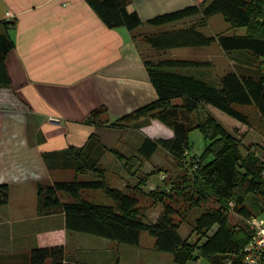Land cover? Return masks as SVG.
<instances>
[{
	"label": "crops",
	"instance_id": "crops-1",
	"mask_svg": "<svg viewBox=\"0 0 264 264\" xmlns=\"http://www.w3.org/2000/svg\"><path fill=\"white\" fill-rule=\"evenodd\" d=\"M204 1L131 0L128 9L137 11L141 24L130 30L109 27L87 0H0V36L8 34L13 41L5 69L0 70V184L10 190L9 202L0 205V264H30L32 249L51 245L64 246L66 261L120 262L115 240L68 229L64 212L40 215L37 186L72 180L79 174L99 178L77 173L72 164L71 147H84L92 135L99 139L94 145L101 154L98 167L109 186L142 189L157 181L151 175L150 182L140 185L142 172L128 165L134 160L164 165L162 156L174 161L160 145L149 158L140 151L145 138H172L173 130L148 116L124 128L110 123L158 98L147 60H192L191 48L177 54L182 47L154 48L143 36L188 27L184 22L198 14L163 25L150 20ZM7 12L13 14L10 19ZM202 28L203 34L212 36ZM162 52L169 57L161 56ZM209 60L205 66L211 65ZM96 111L100 113L95 122L88 121ZM92 190L87 193L95 199L104 195L101 201H92L105 203L104 190ZM61 198L70 199L67 194ZM156 209L153 221L162 205ZM181 235L192 240L190 232ZM70 240L76 244L71 250Z\"/></svg>",
	"mask_w": 264,
	"mask_h": 264
},
{
	"label": "trees",
	"instance_id": "trees-1",
	"mask_svg": "<svg viewBox=\"0 0 264 264\" xmlns=\"http://www.w3.org/2000/svg\"><path fill=\"white\" fill-rule=\"evenodd\" d=\"M103 21L112 28L126 26L130 30L141 24L137 11L128 9L131 0H87ZM222 14L232 27H245L244 34L207 36L199 27H188L147 34L143 40L154 48L207 46L214 42L226 51L248 49L264 61V0H205L150 20L163 25L200 14L206 25L211 16ZM13 47L8 34L0 36V70ZM205 62L187 59L147 60L149 74L158 98L110 123L113 127H128L148 116L157 119L174 132L172 138H145L140 151L149 158L160 145L186 165L185 174L177 177L169 189L155 188L146 193L140 187L119 189L109 186L104 171L98 167L100 152L95 148L98 138L91 136L81 148L71 147L73 167L77 173L99 172L97 179L57 180L37 186V210L40 215L64 212L67 228L120 242L138 245L142 231L155 238V247L171 252L174 261L187 264L208 257L211 264H246L243 250L251 238L248 220L264 212V160L255 149L243 154L237 138L215 117L196 116L203 103L251 125L249 114L236 105L254 106L264 122V72H226L216 85L196 73L169 70L170 67H200ZM6 75V71H5ZM94 112L88 121L99 115ZM104 121L102 123H106ZM199 129L207 140L204 151L192 156L189 134ZM102 149V146H100ZM118 155L117 150H113ZM190 155V158H188ZM190 166L195 167L194 170ZM85 173V172H84ZM85 189H102L112 203H98L83 197ZM61 194H67L62 200ZM10 199L7 184H0V205ZM150 199L149 206L143 204ZM162 205L158 218L146 220L147 210ZM239 220L232 222L230 213ZM190 224L198 235L196 240L183 237L180 227ZM63 245L36 247L29 255L30 264H86L66 261ZM118 264V263H116Z\"/></svg>",
	"mask_w": 264,
	"mask_h": 264
},
{
	"label": "rangeland",
	"instance_id": "rangeland-1",
	"mask_svg": "<svg viewBox=\"0 0 264 264\" xmlns=\"http://www.w3.org/2000/svg\"><path fill=\"white\" fill-rule=\"evenodd\" d=\"M201 15L198 14V17H194V19L189 22H184V26L196 25L199 28H202L205 33L208 35H217L220 33L223 34H244L246 33L245 27H232L230 22H228L222 14H216L210 18L206 25L201 24ZM178 29V28H177ZM176 51V53H180L184 50H191L188 53V56L192 58V60L205 62V60L211 59L209 66H200V67H170L167 68L169 70L181 71L185 73H196L206 78L207 80L215 83L216 85H220L221 77L229 71L236 72H245V71H253L254 73L257 71L258 73L264 72V61L262 58H258L251 54V50L248 49H235L226 51L224 50L219 43L214 42L211 45L207 46H190V47H182ZM182 50V51H181ZM168 51V50H167ZM161 56H167L168 52L160 53ZM208 63V62H207ZM236 108L246 112L250 116L251 125H247L242 123L241 121L235 119L229 114L219 110L216 107H213L210 104L203 103L195 113L196 116L205 118L207 115H212L219 122H221L239 141L240 148L243 154H247V150L249 148L255 149L259 152V156L264 160V122L261 118L259 111L254 106H246V105H236ZM189 140L191 143V151L189 152L192 156H199L205 149L207 140L204 137V134L199 129H193L189 134ZM190 155H188L190 158ZM162 156L161 153H158V158ZM164 165H152L146 163H139V161L134 160L131 162L128 167L131 170H139L142 173L140 174L141 180H139L140 185L145 186L146 184H142L143 182H150L152 176L156 178V180L161 184V186H170L177 177L185 174L186 165H182V163L177 160H171L169 158L163 157ZM154 161H158L157 157ZM145 168V169H144ZM191 169L194 170L195 167L190 166ZM145 170H152L148 173H144ZM164 171V172H163ZM87 177H93L98 174L93 170L84 171ZM153 173V174H152ZM152 175V176H151ZM164 178L162 179V176ZM86 177L83 174L78 175V179H85ZM139 178V176H138ZM157 181H152L149 186L142 187V190H145L146 193L150 192L151 189H155L159 184ZM134 183L138 182L135 178L133 180ZM158 188V187H157ZM162 188V187H159ZM94 191L92 189L83 190V197L87 199L94 200L92 197V193L88 194L87 192ZM97 196V195H96ZM103 194L97 196L95 201L103 198ZM98 201V202H99ZM105 203H112L113 201L106 197L104 199ZM151 203L150 199H145L143 204L149 206ZM155 209V210H154ZM158 212L156 206L150 207L147 210L146 219L149 222H152V219H155V216ZM230 218L232 222H236L239 220V217L235 215L234 212L230 213ZM180 232L187 236L189 232L191 233L192 240H196L198 235L192 231L191 225L184 223ZM116 245L114 246L117 251L118 264H179L174 261L173 255L171 252L160 251L155 247V238L146 230L142 231L141 241L138 245L128 244L124 242H120L115 240ZM73 245V246H72ZM75 243L69 242V250L75 247ZM72 246V247H71ZM73 258V255H72ZM187 264H211L208 257H200L196 261H190Z\"/></svg>",
	"mask_w": 264,
	"mask_h": 264
},
{
	"label": "built area",
	"instance_id": "built-area-1",
	"mask_svg": "<svg viewBox=\"0 0 264 264\" xmlns=\"http://www.w3.org/2000/svg\"><path fill=\"white\" fill-rule=\"evenodd\" d=\"M13 16L7 12L6 18ZM251 238L243 250V259L246 264H262L264 258V212L248 220Z\"/></svg>",
	"mask_w": 264,
	"mask_h": 264
},
{
	"label": "clouds",
	"instance_id": "clouds-1",
	"mask_svg": "<svg viewBox=\"0 0 264 264\" xmlns=\"http://www.w3.org/2000/svg\"><path fill=\"white\" fill-rule=\"evenodd\" d=\"M151 138V137H150Z\"/></svg>",
	"mask_w": 264,
	"mask_h": 264
}]
</instances>
